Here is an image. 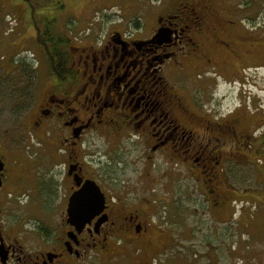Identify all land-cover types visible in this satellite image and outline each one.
<instances>
[{
	"label": "flooded vegetation",
	"instance_id": "af4514ba",
	"mask_svg": "<svg viewBox=\"0 0 264 264\" xmlns=\"http://www.w3.org/2000/svg\"><path fill=\"white\" fill-rule=\"evenodd\" d=\"M164 4L151 24L68 37L64 62L35 71L18 114L22 148L0 140V264H160L166 160L190 174L211 213L240 194L225 164L244 163L241 148L258 139L264 150V123L188 95L194 73L222 66L220 51L238 57L234 26ZM89 180L102 201L83 197L70 212Z\"/></svg>",
	"mask_w": 264,
	"mask_h": 264
},
{
	"label": "rangeland",
	"instance_id": "374dc122",
	"mask_svg": "<svg viewBox=\"0 0 264 264\" xmlns=\"http://www.w3.org/2000/svg\"><path fill=\"white\" fill-rule=\"evenodd\" d=\"M30 1L37 6L35 12L55 17L56 29L66 37L89 33L92 27L101 35L108 27L151 24L164 3L171 7L186 4L189 11L191 6L196 11L201 8L209 21L231 23L238 57L217 51L224 57L222 66H209L198 78L194 73L188 95L193 99L203 95L199 99L203 98L206 106L223 113L241 108L249 121L264 123V0H0V74L5 76L0 79L3 142L22 148L23 127L18 114L34 94L26 86L36 84V74L49 68L44 50L34 40ZM262 147L258 139L251 149L241 148L244 155L239 161L244 163L238 166L230 160L225 164V180L240 194L232 195L236 199L219 214L195 201L199 194L194 193L188 172L168 160L159 164V171L165 172L159 186L164 190L166 205V218L158 221L166 229L165 247L158 256L160 264L264 263ZM177 197L182 200L176 204ZM180 208L182 213L178 212Z\"/></svg>",
	"mask_w": 264,
	"mask_h": 264
},
{
	"label": "trees",
	"instance_id": "16d2710c",
	"mask_svg": "<svg viewBox=\"0 0 264 264\" xmlns=\"http://www.w3.org/2000/svg\"><path fill=\"white\" fill-rule=\"evenodd\" d=\"M29 5L32 8L31 24L35 29L34 40L42 47L48 63L54 68L55 62L58 61L59 64L64 62L66 55L60 48L61 45L67 44L69 39L68 37L61 35L59 33L60 30L56 29L55 23H57V21L55 17H48L46 13L35 12L37 6L34 2L31 3L30 1ZM39 21L42 22V25H40ZM1 78H5V76L0 74V79Z\"/></svg>",
	"mask_w": 264,
	"mask_h": 264
},
{
	"label": "water",
	"instance_id": "95a60500",
	"mask_svg": "<svg viewBox=\"0 0 264 264\" xmlns=\"http://www.w3.org/2000/svg\"><path fill=\"white\" fill-rule=\"evenodd\" d=\"M160 35L159 33L156 35V37ZM2 166H3V163L2 161L0 160V170L2 169ZM0 183H1V180H0ZM85 187V188H84ZM84 189L81 190L80 193H75L74 195H72V197L70 198V204H69V211L72 212V208L75 207V205H78V203H83L84 202V198L83 197H86V200L87 198L89 197V200L87 201H90V200H93L94 198H91L92 196L93 197H97L96 199L99 200V201H102L101 198V193L98 189V186L95 184L94 181H86L85 185L83 186ZM89 188H91L90 190H88ZM84 190H88L87 193L84 195L82 192ZM91 198V199H90ZM85 201V203L87 202Z\"/></svg>",
	"mask_w": 264,
	"mask_h": 264
}]
</instances>
